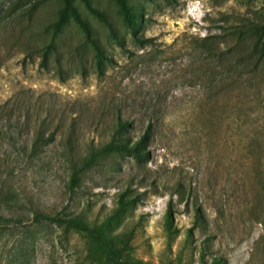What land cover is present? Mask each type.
Returning <instances> with one entry per match:
<instances>
[{"label":"rangeland","instance_id":"rangeland-1","mask_svg":"<svg viewBox=\"0 0 264 264\" xmlns=\"http://www.w3.org/2000/svg\"><path fill=\"white\" fill-rule=\"evenodd\" d=\"M123 1L135 29L117 0H70L102 44L101 73L64 0H0V215L19 221L0 226V264H115L35 211L106 222L125 261L264 264V59L216 86L192 49L264 21V0ZM117 119L132 140L153 124L149 156L104 155L71 187L72 164Z\"/></svg>","mask_w":264,"mask_h":264},{"label":"trees","instance_id":"trees-1","mask_svg":"<svg viewBox=\"0 0 264 264\" xmlns=\"http://www.w3.org/2000/svg\"><path fill=\"white\" fill-rule=\"evenodd\" d=\"M65 7L62 15L67 9L70 10L74 19L80 28L85 32L86 40L94 51V63L99 72H103V65L106 61V54L103 51L99 38L93 33L87 21L80 16L75 8L72 7L70 0H64ZM120 5L123 20L126 27L136 28V21L140 18L138 13L132 11L123 0H117ZM94 15L108 27V35L111 36L119 45H123L122 36L116 33L106 15L93 9ZM52 45L46 46L42 51V61L46 59ZM200 61L204 65L206 76L211 83L215 85L224 84L228 78L235 80L250 78L254 72L259 69L264 59V21L243 20L233 28L232 33H220L206 35L192 47ZM49 50V51H48ZM152 123L147 124L143 132L132 140L127 135L129 123L126 120H116L112 127L111 135L108 141L98 147H89L86 153L80 159V165L71 166V187L76 186L79 177L100 158L110 153H123L132 155L136 159L147 158L149 156L146 150V144L152 134ZM35 150V149H34ZM121 202V201H120ZM33 221L55 222L65 227H70L76 231L86 233L94 243L104 245L107 249L108 257L115 264H143L141 262L125 261L123 259V247H117L113 239L104 238V228L106 222L91 225L88 224L81 215H51L41 211H35ZM19 222L17 219L3 217L0 215V226H6L10 223ZM203 260V255H202ZM212 264H220V259L215 257Z\"/></svg>","mask_w":264,"mask_h":264}]
</instances>
